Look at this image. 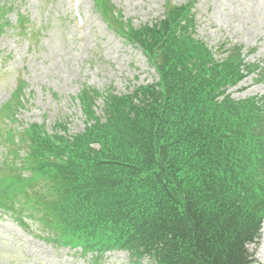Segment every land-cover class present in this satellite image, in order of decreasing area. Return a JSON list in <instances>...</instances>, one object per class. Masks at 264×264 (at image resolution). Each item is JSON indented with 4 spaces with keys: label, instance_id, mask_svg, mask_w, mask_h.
<instances>
[{
    "label": "trees",
    "instance_id": "1",
    "mask_svg": "<svg viewBox=\"0 0 264 264\" xmlns=\"http://www.w3.org/2000/svg\"><path fill=\"white\" fill-rule=\"evenodd\" d=\"M95 1L157 78L122 95L82 88L85 123L76 135L5 120L1 164L45 196L15 188L29 208L0 211L18 219L29 212L53 243L80 248L93 264L114 251L151 264H254L249 246L264 221V98L227 94L253 69L233 45L217 60L195 38L190 7L168 3L159 21L134 28L109 0Z\"/></svg>",
    "mask_w": 264,
    "mask_h": 264
},
{
    "label": "rangeland",
    "instance_id": "2",
    "mask_svg": "<svg viewBox=\"0 0 264 264\" xmlns=\"http://www.w3.org/2000/svg\"><path fill=\"white\" fill-rule=\"evenodd\" d=\"M109 3L118 21L129 22L134 28L159 21L168 3L190 7L195 38L206 44L217 60L225 52L228 55L226 50L233 45L245 66L253 69L227 94L233 100L264 98V0ZM98 11L95 0H0V110L11 105L0 115V204L13 211L29 208L15 188L28 187L34 198L45 195L37 185L12 176L1 164L5 120L18 116L20 129L37 124L50 135H62L60 129L76 135L85 123L77 100L82 88L122 95L157 78L143 54L125 43ZM18 87L22 91L13 98ZM95 107L102 115V102L97 101ZM22 212L18 219L0 211V264H93L91 255H83L80 248L53 243V235L43 224ZM263 230L264 221L257 245L249 246L254 264H264L263 245L260 247ZM98 262L151 264L147 257L132 261L122 251L107 253Z\"/></svg>",
    "mask_w": 264,
    "mask_h": 264
},
{
    "label": "bare ground",
    "instance_id": "3",
    "mask_svg": "<svg viewBox=\"0 0 264 264\" xmlns=\"http://www.w3.org/2000/svg\"><path fill=\"white\" fill-rule=\"evenodd\" d=\"M263 232H264V230H263ZM262 245H263V247H264V235H263V237H262V240H261V246L260 247H262ZM261 248V251H262V253L264 252V248ZM262 260H264V256H262Z\"/></svg>",
    "mask_w": 264,
    "mask_h": 264
}]
</instances>
